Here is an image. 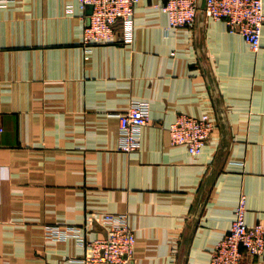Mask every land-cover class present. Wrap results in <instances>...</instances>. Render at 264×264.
Instances as JSON below:
<instances>
[{"label":"crops","instance_id":"crops-1","mask_svg":"<svg viewBox=\"0 0 264 264\" xmlns=\"http://www.w3.org/2000/svg\"><path fill=\"white\" fill-rule=\"evenodd\" d=\"M163 3H138L131 42L88 47L80 0H0V264H84L76 236L49 235L93 213L127 216L132 264H210L242 194L246 221L264 222V26L253 50L201 12L169 29ZM134 101L151 119L128 152ZM180 113L215 123L200 154L172 142Z\"/></svg>","mask_w":264,"mask_h":264},{"label":"built area","instance_id":"built-area-1","mask_svg":"<svg viewBox=\"0 0 264 264\" xmlns=\"http://www.w3.org/2000/svg\"><path fill=\"white\" fill-rule=\"evenodd\" d=\"M141 0H80L82 8H91L84 28L83 43L94 45L113 42L118 33L124 41L133 38V20ZM162 10L169 18V29L192 28L199 10L198 0H164ZM206 17L222 19L231 32L240 33L253 50L261 47L264 26V0H207ZM120 119V149L133 151L139 147L140 130L150 123L147 103L134 101ZM215 123L206 117L180 113L169 126L174 144H185L191 154H200L211 137ZM246 196L242 194L235 209V218L227 234L211 251L210 264H243L248 257L264 254V222L246 221ZM94 222L106 227V234L88 240L84 230ZM71 226L66 231L53 228L50 237L74 235L85 247L84 264H132L136 235L125 214H90L86 225Z\"/></svg>","mask_w":264,"mask_h":264},{"label":"water","instance_id":"water-1","mask_svg":"<svg viewBox=\"0 0 264 264\" xmlns=\"http://www.w3.org/2000/svg\"><path fill=\"white\" fill-rule=\"evenodd\" d=\"M206 3H207V0H198V12H197V16H196V22H197V19H198V15L199 13H203L206 17V12H205V8H206Z\"/></svg>","mask_w":264,"mask_h":264}]
</instances>
